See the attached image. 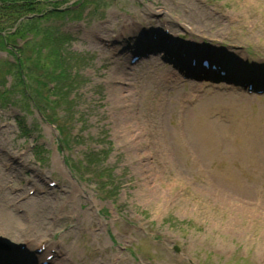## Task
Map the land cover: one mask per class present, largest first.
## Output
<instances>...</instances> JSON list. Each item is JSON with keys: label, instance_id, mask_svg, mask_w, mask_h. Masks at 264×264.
I'll list each match as a JSON object with an SVG mask.
<instances>
[{"label": "rangeland", "instance_id": "1", "mask_svg": "<svg viewBox=\"0 0 264 264\" xmlns=\"http://www.w3.org/2000/svg\"><path fill=\"white\" fill-rule=\"evenodd\" d=\"M85 6L44 23L70 38L65 62L81 81L75 103L48 110L64 136L21 93L0 103L3 241L46 242L58 264H264V94L185 80L153 54L162 45L133 66L129 54L169 30L176 50L217 53L241 73L231 78L264 83V0ZM103 146L97 166L72 167ZM100 169L111 193L96 190Z\"/></svg>", "mask_w": 264, "mask_h": 264}, {"label": "trees", "instance_id": "2", "mask_svg": "<svg viewBox=\"0 0 264 264\" xmlns=\"http://www.w3.org/2000/svg\"><path fill=\"white\" fill-rule=\"evenodd\" d=\"M70 0H0V51L11 55L14 62H0V84H5L8 77L14 78V85L6 93L0 92V101L7 103L13 95L21 92L28 106L33 105L50 122L56 123L48 110H55L60 104L58 100L51 101V95L66 101L69 94L78 89L81 81L73 76L65 62L63 45L70 38L53 27H45L44 23L52 18H63L70 14ZM75 18H81V12H74ZM32 40L22 48H18L19 39ZM63 44V45H62ZM62 45V46H59ZM65 62V63H64ZM49 83H55V90L48 88ZM58 101V102H57ZM61 102V101H60ZM74 103V102H73ZM27 106V107H28ZM18 124H23V120ZM21 131H27V126H20ZM62 133V128H59ZM107 152L91 153L86 157L85 170L92 165H98L99 156ZM96 178L105 193L113 181L103 176L102 169Z\"/></svg>", "mask_w": 264, "mask_h": 264}, {"label": "bare ground", "instance_id": "3", "mask_svg": "<svg viewBox=\"0 0 264 264\" xmlns=\"http://www.w3.org/2000/svg\"><path fill=\"white\" fill-rule=\"evenodd\" d=\"M236 59L238 60V61H241L242 60V54L240 53L238 56H236ZM217 88V87H216ZM39 249H41V247L40 248H38V250ZM57 254H59V252H57ZM38 255V257H39V260H43V261H45V257L48 255V248L46 249V251L45 252H43L42 254H37ZM51 255V254H50ZM49 256V255H48ZM47 256V257H48ZM57 258V257H56ZM55 258V259H56ZM55 259H53L52 260V262L50 263V264H58V262H57V260H55Z\"/></svg>", "mask_w": 264, "mask_h": 264}]
</instances>
